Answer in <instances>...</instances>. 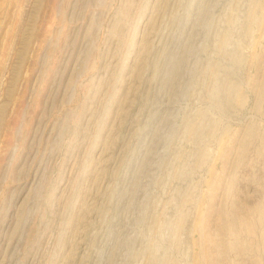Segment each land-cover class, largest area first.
I'll use <instances>...</instances> for the list:
<instances>
[{
	"label": "rangeland",
	"instance_id": "rangeland-1",
	"mask_svg": "<svg viewBox=\"0 0 264 264\" xmlns=\"http://www.w3.org/2000/svg\"><path fill=\"white\" fill-rule=\"evenodd\" d=\"M0 264H264V0H0Z\"/></svg>",
	"mask_w": 264,
	"mask_h": 264
}]
</instances>
